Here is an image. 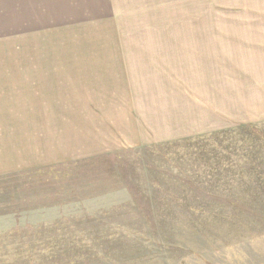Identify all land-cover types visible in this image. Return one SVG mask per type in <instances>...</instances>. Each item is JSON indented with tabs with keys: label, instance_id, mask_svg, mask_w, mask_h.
Wrapping results in <instances>:
<instances>
[{
	"label": "rangeland",
	"instance_id": "obj_1",
	"mask_svg": "<svg viewBox=\"0 0 264 264\" xmlns=\"http://www.w3.org/2000/svg\"><path fill=\"white\" fill-rule=\"evenodd\" d=\"M102 12L116 28L16 37L0 23V264H264V0ZM65 51L101 77L70 83ZM114 51L188 68L134 71L135 91L166 90L134 115L85 83L118 85L92 59Z\"/></svg>",
	"mask_w": 264,
	"mask_h": 264
},
{
	"label": "crops",
	"instance_id": "obj_2",
	"mask_svg": "<svg viewBox=\"0 0 264 264\" xmlns=\"http://www.w3.org/2000/svg\"><path fill=\"white\" fill-rule=\"evenodd\" d=\"M102 3L103 0H0V23H12L15 31L14 36L16 37H34L33 34L39 30L41 34L49 31H56L58 29L65 30H80L86 27H99L104 25H111V29L116 28L117 21L113 22L111 14H103L102 12ZM107 8L110 9L109 3L106 4ZM116 18V17H114ZM109 38H100L104 41H115L112 34H108ZM90 45V44H89ZM93 54L92 52H89ZM85 52H68L65 51V78H78L77 82L70 83H82V79L85 77L93 76L95 78L101 77L97 75L91 67L85 66ZM94 58L98 61H102L103 69L111 71L110 76L116 75L121 80L118 81L117 86H112L109 88H103L100 85V81H88V85H93L98 89L99 100L106 102H128V105H122V107H127L132 114L135 115V110L143 107L139 104L140 101L144 103L147 100L143 99V95L149 93H155L159 91L163 93V100L165 99L164 93L165 89L151 88V86H143L141 90L135 91L133 86V80L131 75L135 76L134 71L144 72L148 70L150 74H165L167 70L173 69H184L187 70L188 65L185 63L188 62V58H178V54L173 56L171 59L164 55H159L155 59H151V63H145L148 61L149 54H131L127 52H96L93 54ZM126 58L131 65V71H127L124 68L126 65ZM48 60H55L54 56L47 57ZM61 59H56V61ZM138 60L137 64H134ZM183 61V64L177 65L172 62ZM96 62V63H97ZM169 62V64H167ZM96 63L90 64L95 65ZM33 75V74H32ZM50 72L49 74H40V76H56ZM253 80L257 79V76L254 74L252 77ZM264 92V89L261 90ZM140 93L138 96L133 94ZM132 101V102H129ZM114 107V105H110ZM264 114V113H263ZM212 118L206 121V124L210 127L213 125ZM224 123V122H222Z\"/></svg>",
	"mask_w": 264,
	"mask_h": 264
},
{
	"label": "trees",
	"instance_id": "obj_3",
	"mask_svg": "<svg viewBox=\"0 0 264 264\" xmlns=\"http://www.w3.org/2000/svg\"><path fill=\"white\" fill-rule=\"evenodd\" d=\"M248 128H252V127H248ZM254 131L256 130V129H254V128H252Z\"/></svg>",
	"mask_w": 264,
	"mask_h": 264
}]
</instances>
